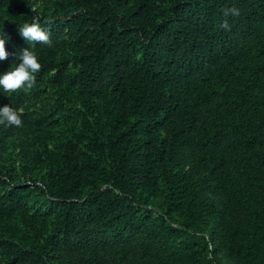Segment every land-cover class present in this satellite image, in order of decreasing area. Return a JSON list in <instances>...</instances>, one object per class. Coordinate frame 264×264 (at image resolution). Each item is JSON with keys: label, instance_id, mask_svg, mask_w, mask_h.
I'll list each match as a JSON object with an SVG mask.
<instances>
[{"label": "trees", "instance_id": "1", "mask_svg": "<svg viewBox=\"0 0 264 264\" xmlns=\"http://www.w3.org/2000/svg\"><path fill=\"white\" fill-rule=\"evenodd\" d=\"M0 28V71L41 63L0 93V264H264V0H0Z\"/></svg>", "mask_w": 264, "mask_h": 264}, {"label": "clouds", "instance_id": "2", "mask_svg": "<svg viewBox=\"0 0 264 264\" xmlns=\"http://www.w3.org/2000/svg\"><path fill=\"white\" fill-rule=\"evenodd\" d=\"M236 16L239 14L238 8H229L224 11V15L228 14ZM220 27L228 30L229 24L227 20L221 22ZM18 35L26 42L43 43L51 45L49 33L42 29L37 18H33L31 22H24L18 28ZM10 40V37L0 28V61L6 59L10 53L5 48V43ZM14 63L9 67L0 71V93L15 92L21 88H31L35 84V74L41 68V63L38 59L34 48L25 47L14 53ZM21 110L10 106L9 104L0 105V124L5 126H22Z\"/></svg>", "mask_w": 264, "mask_h": 264}]
</instances>
